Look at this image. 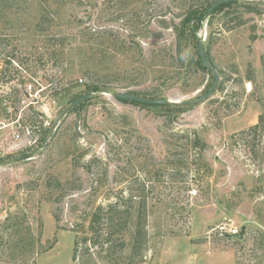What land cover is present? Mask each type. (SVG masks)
<instances>
[{"label":"rangeland","instance_id":"rangeland-1","mask_svg":"<svg viewBox=\"0 0 264 264\" xmlns=\"http://www.w3.org/2000/svg\"><path fill=\"white\" fill-rule=\"evenodd\" d=\"M205 1L216 0H0V90L32 77L57 102L42 144L0 147V264H264V5L227 6L197 27L219 74L207 99L177 112L105 93L206 92L211 74L189 64L196 43L178 39ZM77 94L90 95L53 125ZM25 103L10 114L39 112ZM142 202L131 251L130 206ZM108 204L118 216L101 210L92 224Z\"/></svg>","mask_w":264,"mask_h":264},{"label":"built area","instance_id":"built-area-1","mask_svg":"<svg viewBox=\"0 0 264 264\" xmlns=\"http://www.w3.org/2000/svg\"><path fill=\"white\" fill-rule=\"evenodd\" d=\"M50 86V82L42 84L31 77L22 81L21 85L15 84V87L8 89V91L0 90V103L4 106L3 109H6V112L2 114L3 116H0V147L7 146L5 147L7 151L26 150L44 142V136L47 133V119L51 117V112L53 115L57 110V102L51 92ZM25 100L29 101V104L37 105V111L39 112L35 111L31 117L24 118L20 115V109L14 112L12 116L9 112L11 104L13 102L23 104ZM28 103H25V106ZM47 109L52 111H47ZM5 134L7 136H4ZM6 138L7 141L4 142ZM191 194H195V190ZM217 228L221 232L237 233V229L230 226L226 228L225 224L217 226Z\"/></svg>","mask_w":264,"mask_h":264},{"label":"trees","instance_id":"trees-1","mask_svg":"<svg viewBox=\"0 0 264 264\" xmlns=\"http://www.w3.org/2000/svg\"><path fill=\"white\" fill-rule=\"evenodd\" d=\"M205 6L201 7V8H195V9H192V10H188L186 12V15L184 17V20L182 22V28H179L181 29L180 30V34L178 32V39L181 40V39H185L187 41H192L194 43H196L197 45V42H198V36L196 35V29L197 27L199 26V24L205 19V14H206V11L209 7V5L212 3V2H209V1H205L203 2ZM257 4L258 3H237V2H234V1H230V2H226V3H222L220 5H218L212 12H215L217 10H222L224 9L225 7H232V6H242V7H245L246 9H256L257 7ZM197 48V47H196ZM197 50V49H196ZM196 54H197V58L195 59H190V62L189 64H191L195 69L197 70H201V71H207L211 74V78H213V75L212 73L207 70L200 62L199 60V57H198V53L196 51ZM206 56H207V52H206ZM14 56H9L7 55V58H3L1 61H2V65H5L6 67H8L9 65H11L12 61H13ZM208 59V57H207ZM18 61V60H17ZM209 61V59H208ZM210 62V61H209ZM19 63V62H18ZM182 64V62H180ZM1 72H4V68H1ZM2 75V73H1ZM11 79L8 78L7 80ZM211 86V84H209L206 88V91L208 90V88ZM219 85L217 86V89H219ZM95 88V86H94ZM97 89V88H96ZM86 93H89L87 90H86ZM133 94H138L137 92H131ZM81 94H77V95H73L70 99H69V102L73 101L74 99L80 97ZM157 94H154V95H151L150 97L152 98H157L156 97ZM122 101H127V102H130L132 104H135V105H141V106H146V107H159L163 110H169V109H174L176 110L177 112H181V110H183L186 106L185 105H179V104H163V105H160V104H144V103H140V102H135V101H132V100H122ZM79 106V105H78ZM77 106V107H78ZM76 107H72L70 110H75ZM262 118V117H261ZM260 118V119H261ZM261 120L260 122L258 123V125H261ZM257 125V124H256ZM196 144H198L199 142L198 141H195ZM117 208L112 205V204H108L106 208L102 207V206H98L97 207V210L98 212H95L92 216V219H91V223L93 224L94 221H97V219L99 218V216L102 214L101 210H104V212L106 213L105 215V220L107 221H111L112 219H115L117 216H118V213L120 212L119 210H116ZM101 211V212H99ZM145 206H144V203H139L137 206H135V209L134 211H131V206H130V219L133 217V221H132V224H130V248H131V251L133 250V248L136 246L138 240H139V234L141 233L142 229H143V221L145 219ZM113 227V225H112ZM111 227V224L110 226L108 227L107 229V234H106V237H105V240L107 239H110L112 237V235L118 233L116 232V230H113V228ZM143 235H145V233L143 232Z\"/></svg>","mask_w":264,"mask_h":264},{"label":"water","instance_id":"water-1","mask_svg":"<svg viewBox=\"0 0 264 264\" xmlns=\"http://www.w3.org/2000/svg\"><path fill=\"white\" fill-rule=\"evenodd\" d=\"M230 1H234L237 3H259L261 5H264V1L262 2H256L253 0H216L214 2H212L207 11L205 16L208 17L212 11L220 4L222 3H226V2H230ZM197 53H198V57L199 60L201 62V64L207 69L209 70L212 75H213V82L211 84V86L209 87V89L196 96L195 98L192 99H188V100H173V99H164V98H147L144 96H140L137 94H133L131 92H127V91H118V92H105L107 94H109L110 96L119 99V100H132L135 102H140V103H144V104H179V105H191V104H196L199 103L205 99H207L208 97H210L213 92L216 90V86L218 84V80H219V74L218 72L210 65V63L207 60L206 57V53H205V48H204V43H203V39L201 37H198V42H197ZM90 94H85L75 100H73L72 102H70L66 107H64L61 112L59 113V115L55 118L53 125L58 122L59 118L64 115L66 113V111H68L69 109H71L72 107H74L75 105L83 102L85 99H87L89 97ZM51 128L48 129V132L50 131ZM29 153L27 152H23L20 154H17L16 156L10 158V159H6L4 160L2 163H9L12 161H16L19 158L22 157H28Z\"/></svg>","mask_w":264,"mask_h":264}]
</instances>
